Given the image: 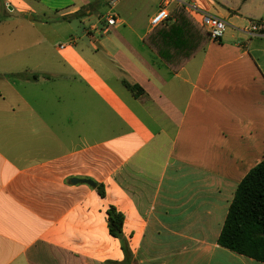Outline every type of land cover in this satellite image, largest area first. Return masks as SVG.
I'll use <instances>...</instances> for the list:
<instances>
[{
	"label": "crops",
	"instance_id": "crops-1",
	"mask_svg": "<svg viewBox=\"0 0 264 264\" xmlns=\"http://www.w3.org/2000/svg\"><path fill=\"white\" fill-rule=\"evenodd\" d=\"M44 1L90 26L55 58L1 56L0 264H264L218 244L264 160V36L246 31L264 0H168L156 26L165 0H117L115 27L111 0ZM204 14L227 23L219 42Z\"/></svg>",
	"mask_w": 264,
	"mask_h": 264
},
{
	"label": "trees",
	"instance_id": "trees-1",
	"mask_svg": "<svg viewBox=\"0 0 264 264\" xmlns=\"http://www.w3.org/2000/svg\"><path fill=\"white\" fill-rule=\"evenodd\" d=\"M182 10L183 7L177 8L173 12L174 16L178 17L177 14ZM207 37L209 39L208 34ZM33 77L37 79L36 76ZM127 87L131 91L136 90L132 86ZM96 191L100 197H104L103 186L96 185ZM107 216L108 232L120 240L125 263L131 259V252L123 236L124 217L114 206L109 207ZM218 244L232 252L264 263V160L252 168L237 186Z\"/></svg>",
	"mask_w": 264,
	"mask_h": 264
},
{
	"label": "rangeland",
	"instance_id": "rangeland-1",
	"mask_svg": "<svg viewBox=\"0 0 264 264\" xmlns=\"http://www.w3.org/2000/svg\"><path fill=\"white\" fill-rule=\"evenodd\" d=\"M107 11L108 8L103 13ZM63 12H51L44 0H0V67L13 62L12 57H1L6 53L32 50L37 59L42 51L48 50L55 58L60 45L71 44L73 38L80 39L90 24L77 16L63 18ZM97 20L98 14L94 21Z\"/></svg>",
	"mask_w": 264,
	"mask_h": 264
},
{
	"label": "built area",
	"instance_id": "built-area-1",
	"mask_svg": "<svg viewBox=\"0 0 264 264\" xmlns=\"http://www.w3.org/2000/svg\"><path fill=\"white\" fill-rule=\"evenodd\" d=\"M116 1L111 0L109 2V12L104 16V22L108 27H115L119 23V19L114 12ZM168 4L169 1L165 0L158 12L153 16L151 19L152 26H156L169 18ZM201 25L213 42H219L227 28V23L223 19L206 14L201 17ZM246 31L250 36H264V22L251 21ZM60 48H64V45H61Z\"/></svg>",
	"mask_w": 264,
	"mask_h": 264
},
{
	"label": "water",
	"instance_id": "water-1",
	"mask_svg": "<svg viewBox=\"0 0 264 264\" xmlns=\"http://www.w3.org/2000/svg\"><path fill=\"white\" fill-rule=\"evenodd\" d=\"M79 181H81L83 183H86V184H88V185H90L92 187H95V184L92 181H90V180H77V179L72 180L73 183H77Z\"/></svg>",
	"mask_w": 264,
	"mask_h": 264
}]
</instances>
